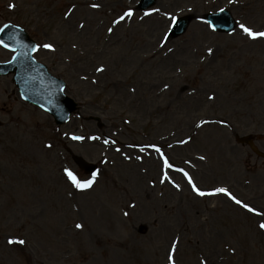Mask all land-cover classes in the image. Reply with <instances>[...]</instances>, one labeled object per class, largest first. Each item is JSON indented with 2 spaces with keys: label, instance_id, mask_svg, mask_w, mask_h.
Masks as SVG:
<instances>
[{
  "label": "rangeland",
  "instance_id": "374dc122",
  "mask_svg": "<svg viewBox=\"0 0 264 264\" xmlns=\"http://www.w3.org/2000/svg\"><path fill=\"white\" fill-rule=\"evenodd\" d=\"M138 2L0 0V27H23L79 105L57 127L0 77V264H264V214L193 188L264 213V160L236 141L264 152V37L240 27L264 31V0ZM221 10L231 34L205 21Z\"/></svg>",
  "mask_w": 264,
  "mask_h": 264
},
{
  "label": "water",
  "instance_id": "95a60500",
  "mask_svg": "<svg viewBox=\"0 0 264 264\" xmlns=\"http://www.w3.org/2000/svg\"><path fill=\"white\" fill-rule=\"evenodd\" d=\"M155 0H143L140 9H145L152 5ZM207 19L214 28L219 31H231L235 23L231 15L227 11L218 14H210ZM188 22L186 19L179 20L171 35L176 37L182 34ZM8 31L1 36V41L7 47L14 48L17 51L13 60L6 64H0V73H8L15 70V66L19 67V71L15 70V80L21 89L25 99L29 102L38 104L51 112L58 124H63L68 120L69 115L75 110L76 105L72 100L63 95L65 85L60 80H53L46 74V69L37 65L31 58L33 48H27L24 44H32L27 34L19 28L8 26ZM32 66L37 68V71L32 70ZM79 165L87 172H93L96 169L94 165H87L81 160H78ZM144 230V229H142Z\"/></svg>",
  "mask_w": 264,
  "mask_h": 264
},
{
  "label": "snow or ice",
  "instance_id": "6c2138e0",
  "mask_svg": "<svg viewBox=\"0 0 264 264\" xmlns=\"http://www.w3.org/2000/svg\"><path fill=\"white\" fill-rule=\"evenodd\" d=\"M12 7H14V5H12ZM93 7H99V5H93ZM223 11V10H222ZM132 12L129 11L127 13V16H131ZM124 17H121V19H123ZM241 29L243 30V32L245 34H247L249 37H251L252 39H256L258 37H264V31H254L252 28L241 24L240 25ZM0 44H3V41H0ZM5 47H7V45H4ZM45 48L54 50L53 45L51 44H46L44 45ZM102 70V69H101ZM74 139H82L79 137H74ZM157 151H159V149H157ZM167 163V161H165ZM169 167H171V164H169ZM183 171V170H181ZM67 175L69 177V179L72 181V183L75 185L76 188L80 189V190H86L92 187L93 183L95 182L94 180H87V181H83L81 182L77 176L71 172V171H67ZM185 175H187V173H185ZM189 182L192 183L191 177H189ZM193 188L194 190L197 192L198 195L204 196V195H216V194H224L229 196L236 204L241 205L242 207H244L245 209H247L250 212H256L258 215L260 214H264V213H260L257 212L256 209L252 208L250 205L243 203L241 200L237 199V197H235L232 193H230L226 188H219L216 189L215 192L213 193H205L203 191H201L199 188H196L195 184L193 183ZM78 227H80V225H78ZM261 228H264V223L260 224ZM10 242H15V241H10ZM20 244L25 243V241L20 240L19 241ZM173 264H175V262L173 261Z\"/></svg>",
  "mask_w": 264,
  "mask_h": 264
},
{
  "label": "bare ground",
  "instance_id": "6f19581e",
  "mask_svg": "<svg viewBox=\"0 0 264 264\" xmlns=\"http://www.w3.org/2000/svg\"><path fill=\"white\" fill-rule=\"evenodd\" d=\"M109 139V138H108ZM154 163V162H153Z\"/></svg>",
  "mask_w": 264,
  "mask_h": 264
}]
</instances>
